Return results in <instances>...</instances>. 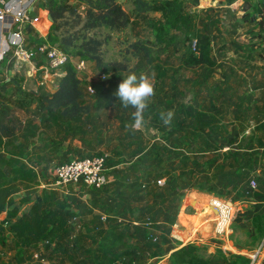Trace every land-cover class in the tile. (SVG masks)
Listing matches in <instances>:
<instances>
[{
    "label": "rangeland",
    "instance_id": "1",
    "mask_svg": "<svg viewBox=\"0 0 264 264\" xmlns=\"http://www.w3.org/2000/svg\"><path fill=\"white\" fill-rule=\"evenodd\" d=\"M50 1L51 0H40L39 5L40 7L43 5L47 7L50 5ZM118 1L133 19L132 12L135 8L134 0ZM245 1H249L250 4L255 5L260 0ZM190 2L192 1H189V3ZM70 3L75 4L73 0H70ZM223 4L226 3L224 2ZM85 7L86 6L84 5L79 7L75 14L66 13L64 18L57 21L62 27L59 32L60 35L70 37L73 40L79 38L75 41L74 46L69 48L67 54L73 58L78 57L76 52L81 48V44H83L84 41L88 42L90 39H93L102 43L99 52L106 64L116 63L126 68L125 71H112L109 73L105 72V67L103 68V71L94 68V70H92L93 76L91 77V80L87 81H91L92 83L101 82L105 86L113 87L115 91H117L119 83H121L123 78L129 73L134 72L139 76L141 73H145L151 68L153 69V74L156 75L152 79L155 90V95L152 98H154L161 85H168L162 84L160 81L162 80L161 77H163L161 76L162 72L160 69L168 64L171 67V71H174L175 69L179 77L177 85L180 88V92L177 93L178 97L176 99H182V103L185 106L188 101L193 99L191 91L194 90L195 86L190 79L192 80V77H199L200 79L205 72H184L180 68H177V65L180 63L177 60L178 56H174L173 49L169 50L165 57L158 58V61L160 62H156L151 65V67L145 63L143 56L137 57L133 54L132 44L140 40L153 38L151 29L149 28V20L146 18L147 16H141L138 19H134L127 29L120 32H112L107 28L84 31L83 25L86 20ZM241 7H245V2ZM202 11L204 12L200 13V23L206 22L209 24L212 21H218L214 25L217 26L218 24H221L218 25V27L226 25L222 31H225L224 33H231V27L227 26L230 24V22H227L229 17L226 16V14H218L216 19H214L211 18L210 14L205 12L206 10ZM206 16L209 17V21H206ZM258 34L259 32H256L255 30L248 34L247 29H241L239 32H236V35H238L236 36V40L245 41L250 38V35L251 38H255ZM237 41L236 43L238 44ZM244 43L246 47H248V44H246L247 42ZM237 44L236 46L238 47ZM75 46L76 48H74ZM246 47L239 46L238 48L246 49ZM62 50H64V48H62ZM186 50L187 46L180 45V55ZM102 74L106 75L107 78L105 80L101 78ZM258 78L260 79V77ZM36 80L37 82H42L41 79H35L34 81ZM83 80H85V78ZM263 81L255 82L254 86L248 88L250 85L249 82L246 87V89L248 88L249 90L251 88L254 89V98L256 99V102L253 106L250 104L247 106V103H245V109L240 112L242 120L240 121L238 119L240 123L236 121L235 125L233 123L230 124L233 121L230 115V118L227 121L229 123H224L228 117L226 119L222 118L219 122L216 119L212 121L217 125L214 132L219 134L221 139H223V136H226V134L233 133L232 139L234 141L231 144H237L236 147L241 150L240 152L230 151L223 154L220 151V148H222L220 146L223 144L222 142H218L219 144H216L214 141L198 144L201 147L198 150L199 159L198 162H196L198 165H200L199 163L210 162V164L217 167L218 170H222L223 167L231 169V177L234 180V183L226 187L222 184V177H218L217 173H211L212 168L208 164L203 165L202 167H196V170L192 172V166L190 165L191 159L190 156L186 154L184 148L186 143L184 140L181 142L179 140V137H181L180 134L186 136L189 135L192 132V127L194 128V131L197 132L201 124L204 122L205 117H209L211 120L213 115L208 112L206 108H203V103L198 106L196 105L197 108L200 106L202 107H200L197 112L194 110L196 113L191 119H189L192 121V127H190L186 121L184 127L178 125L180 121L188 119V115L190 114L189 111L187 112L184 110L185 107H183L180 112V108L183 105L176 108L177 118L171 120L169 126H161L162 120L158 113L161 114L162 110L161 107L153 101L148 103V107L144 111L145 117L143 126L130 129L129 125L133 123L132 114L135 109L131 106L128 108L123 107L118 100V104L113 109L95 114L97 117L94 118V127H90L91 130L87 137L83 136V133L81 132L77 134L70 133L73 129H82L87 124L86 119H77L72 120L71 122L59 121L56 123L47 119L45 116L39 117L35 115L34 108H32V114L29 116L22 111H17L18 118L22 120L23 117H26L27 121H32L34 118L39 117L40 121L44 123L47 129L50 125H62L69 128V134H72L73 137L69 139L70 144L64 152L67 156H64L60 149L52 150L51 147H49V151L53 152V156L48 163L49 168L50 166H54L55 168L58 165L75 158L108 154L109 164L106 170L107 176H109V179L116 178L118 180L119 178L121 182L120 192L126 193V201L128 198L132 199L131 202L136 209L135 212L129 213L124 207L121 208L120 212H117L118 214H115L113 211H110V209L108 210V207H106L104 203H101L100 207L102 210H106L103 212L111 219L109 218L107 222H101L99 219L97 220L98 222L91 227L85 226L84 222H79L75 225L73 232L75 240L78 241L77 260L82 264L84 262L92 264V258L95 257L94 251L100 243L101 238L99 237L96 239L93 234H101L105 238L111 240L119 239V241L123 243L118 247H108L115 253L123 248L135 250L136 257L134 258V264H171L170 256L172 253L190 244H196L199 246L200 251L198 253L206 258L211 256L216 257L217 252L221 251L228 257L233 256V258L237 257L240 260H242L241 258H248L251 261L250 264H253V256L257 255L254 264H264V235L259 234L258 239L256 240L255 236L257 235V232L256 228L253 226L256 217L261 219L262 224H264ZM34 84L24 83L23 86L27 90H38L42 88L44 91L50 93H55L58 89L56 88L57 84L54 87H52L50 83H48L49 85L45 84L43 86H38L36 83ZM1 93L3 95H9L11 92L1 90ZM85 95L86 102L93 105L96 101L95 97H91L87 93ZM180 103L181 102H179L178 105H180ZM196 103L197 101L195 100V104ZM226 109H228V107H226ZM169 111H171L174 116V109L170 108L167 112ZM226 112L231 113L230 107ZM201 115L202 120L198 121V117L201 118ZM209 118L207 119L209 120ZM164 128L165 130H178L180 132L179 136L170 141V143L163 141L162 134L164 133ZM206 129L212 131L210 126H207ZM133 131L137 136H135V140L132 142ZM198 135L201 134L198 133ZM79 141L84 146V152L90 150L89 153L87 152V154H85L81 153V151L79 152L81 145ZM26 143H31L28 148L29 150L26 149V147L21 148L20 142H13L11 144L8 142L6 151L9 152L10 149H19L20 151H15L14 154L27 158L28 156H31L32 146H37L38 140H33L31 142V138L27 137ZM138 143H141V146H138ZM165 143L167 146H165ZM187 144L189 145V143ZM207 144H209V147ZM152 147L155 148V151L151 152V154L156 155L158 153L163 159L165 167L163 166L162 169L165 172L162 174L165 175V177L156 179L154 176L152 182L151 180L140 181L142 186L134 190V185L138 183L141 174L140 172L135 171L132 173V164L146 158L147 155L145 153ZM37 148H40V146H37ZM180 148H183V150H181L182 153L179 150ZM193 148L195 149L194 146ZM69 152H72L70 153L71 155L67 154ZM204 153L209 154L207 155ZM136 157L137 160H135ZM195 159H197V157ZM178 161H180L181 164H178ZM194 161L196 160H193V163ZM151 162V160L147 161V163ZM129 163L131 164L128 165ZM225 163L226 166H224ZM125 166L128 169L119 170ZM186 167H188V169H186ZM208 168L211 172H207ZM202 169H205L204 172H201ZM125 170L128 171V181H126ZM44 173V177L47 180V171ZM27 176L32 178V173L27 171ZM160 180L162 181V184H159ZM252 181L256 182L255 189H252ZM126 182L132 184V192H134V196H129L131 190L127 189ZM110 183L111 182L109 181L106 187H109ZM90 192L94 194L93 189H90ZM211 198L229 201L235 207L234 220L228 235L225 237H215L213 233L215 217L212 216L210 212L206 213L208 209H205L208 204L207 202L211 200ZM114 208H116L115 205L113 206V209ZM122 214L123 216H121ZM148 220L153 223L149 227L135 226L133 224V221L144 224V222H147ZM4 225L6 226L5 223H3V226ZM111 228L114 229L110 230ZM262 229H264V225ZM8 250L9 247H2L0 245V252H4L3 264H20L18 261L13 260L15 254H9ZM129 260L130 258L119 261L118 264H126L124 261Z\"/></svg>",
    "mask_w": 264,
    "mask_h": 264
},
{
    "label": "trees",
    "instance_id": "2",
    "mask_svg": "<svg viewBox=\"0 0 264 264\" xmlns=\"http://www.w3.org/2000/svg\"><path fill=\"white\" fill-rule=\"evenodd\" d=\"M73 1L75 4L70 3V0H51L49 6H42L49 10L52 20L48 41L53 45L60 46L61 49L64 48L66 53L79 38L73 40L70 37L60 35L59 32L62 27L57 21L64 18L66 13L75 14L79 7L84 5L86 6L84 31L107 28L112 32H120L127 29L134 19L147 16L153 38L140 40L132 44L133 54L137 57L143 56L151 61L167 55L169 50L173 49L174 56H178L177 60L180 63L179 68L181 70L197 69L201 66L211 69L217 65L211 54V39L202 35L198 23L199 14L194 11V8L199 5V0H134L133 19L118 0ZM189 1L192 2L189 3ZM150 14H159L160 16L152 17ZM246 15L249 17L250 22L255 23L264 30V0H260L255 5L248 2ZM180 45L187 46V50L181 55ZM101 46L102 43L97 40L84 41L76 55L87 63L96 66L97 70L103 71L105 67L106 73L125 71L126 68L119 64H106L104 62L99 52ZM223 48L225 46H222L220 50ZM14 64V57L8 54L0 61V137L2 138L12 139L23 131L24 122L18 118L17 111H22L29 116L32 114V108H34L35 115L45 116L56 123L64 118L70 119L69 122L77 119L83 120L80 116H85L89 123L93 111L98 113L111 110L118 104V97L114 95L116 91L113 87L105 86L101 82L92 83L79 78L71 63L63 69L66 74L58 81V89L55 93L44 91L42 88L38 90L25 89L23 77L18 74L12 79L13 86L8 90L5 86L7 81L5 73H17ZM19 77L20 79H18ZM90 84L95 89L93 97L96 101L93 105L86 102L85 88ZM1 90L11 93L3 95ZM182 124L181 121L178 123V125ZM135 136L137 134L133 131L132 142L135 140ZM137 145L141 146V143ZM154 151L155 148L152 147L145 153L146 158L132 164V173L135 171L141 174L138 183L134 185V190L142 186L140 181L151 180L152 182L154 176L156 179L165 177L162 174L165 172L162 169L163 166L165 167L163 159L158 153L156 155L151 154ZM96 156H101V154ZM148 160H151L152 164L147 165ZM1 164L4 168L0 169V217L6 211L12 195L18 191V180L24 175H26L25 178H28L25 166L19 162L2 161ZM108 164L109 159L107 160V166ZM7 168L11 169L10 175L3 172ZM125 171L126 181H128V171ZM12 174L15 176L12 177ZM229 177L231 184H233L234 180L231 177V172ZM118 181H120L119 178ZM129 189L131 190L129 196H134L132 184H129ZM93 191L94 194L97 195L98 193L100 196L110 190L105 186L99 190L93 189ZM113 194L116 208H110V211L118 214L117 212L125 207V210L129 213L135 212L136 209L131 202L132 199L128 198L126 201V193ZM65 201L58 204L47 197H39L33 201L25 213L7 226L8 235H0V245L9 247L8 253L15 254L14 261H18L20 264L29 262L32 260L34 252L42 249V257L47 264H82L77 260L78 241L75 240L73 232L72 216L67 212V207L76 203L71 199ZM263 225L261 219L257 217L254 219L253 226L257 232L256 240L259 234L264 235ZM97 235L93 234L94 238H101L94 251L95 257L92 258V264H118L119 261L129 258L130 260L124 261V263H135V250L123 248L115 253L109 249L110 246L112 248L118 247L123 243L119 239L111 240L101 234ZM199 251L200 247L196 244L187 245L172 253L170 256L171 264H250L251 262L248 258H241L242 260H240L237 257H228L221 251L217 252L216 257L206 258L200 255ZM3 256L4 252H0V264L4 262ZM83 264L87 263L84 262Z\"/></svg>",
    "mask_w": 264,
    "mask_h": 264
},
{
    "label": "crops",
    "instance_id": "3",
    "mask_svg": "<svg viewBox=\"0 0 264 264\" xmlns=\"http://www.w3.org/2000/svg\"><path fill=\"white\" fill-rule=\"evenodd\" d=\"M224 2L226 4H223ZM244 2H245V7H241ZM248 2L249 1H245V0H199L198 7L194 8V11H196L199 14V18H200V13L204 12L202 10H206L205 12L210 14L211 18L214 19H216L218 14L224 13L226 14V16L229 17V20L227 22H230L231 24V25L230 24L227 25L228 27H231V33L229 34L227 32L224 33L225 31L224 32L222 31V29H224L226 25L221 27H218V25L221 24H218L217 26L214 25L218 21H212L209 24H207L206 22L200 23V20L198 19V23L202 31V35L208 36L211 39V54L213 59L216 61L217 65L211 69L207 68L206 66H201L197 69H191V70L182 69V71L184 72H190V71L205 72V74H203L202 78L200 79L199 77L198 78L192 77V80L190 79L192 84H194L195 88L194 90L191 91L193 95V99L191 101H188V103H186V106L182 103L183 102L182 99H178V100L176 99L178 97L177 93L180 92V88L177 85V82L179 81V77L177 75L176 70L174 69V71H171V67L168 64L164 65V67L160 69V71L162 72L161 76H163V77L160 76L162 78V80L160 81L162 82V84H168V85H163V86L161 85L160 89H158L157 91L156 97L154 98L151 97L149 101V103L153 101L156 102L161 107L162 110L161 112L167 113L168 109L173 108L175 112L173 111L174 116L172 120L177 118L176 108L178 106L183 105L180 108V112L183 109V107H185L184 108L185 111L190 112V114L188 115V119L181 121V123L183 122L182 124L183 127L185 121L190 127H192V123H191L192 121H190L189 119H191L193 115L197 112V110L200 107H202L200 106L199 108H197L196 105L198 106L199 104L202 103L204 104L203 108H206L207 111L213 115L211 117V120L209 117H205L204 122L201 124L197 132L194 131V128L192 127L191 129L192 132L187 136L180 134L181 137H179L180 138L179 140L180 142L184 140L186 143V146L184 148L186 154L189 155L191 159V164H190L192 166L191 171L193 172L194 170H196V167H202L203 165L208 164L212 168V172L210 171L209 168L207 169V172L210 171L213 174L217 173L218 177H222V184H224L225 187L231 185V180L229 177L231 169H227L226 167H223L222 170H218V168L211 165L210 162L199 163L200 165H198V163H196L198 162L199 159L198 150L199 148H201L198 144L199 143L203 144L205 142L209 143L213 141L216 144L222 142L223 144L220 146L222 147L220 148V151L223 154H226L230 151H234V152L241 151L238 147H236L237 144L234 145L231 144L234 141L232 139L233 133L226 134V136H223V139H221L219 134L214 132L215 127H217V125L212 121L216 119L219 122V120H221L222 118L226 119L228 117V119L225 120L224 123L225 124L229 123L227 122L230 118L229 115L233 119V121L230 124L233 123L235 125L238 119L241 121L242 118L240 116V112L245 109L244 107L245 103H247L246 104L247 106L248 104L253 106L256 102V99L254 98V91H253L254 89L251 88L249 90L248 88L254 86L255 82L264 80V30H262L255 23L250 22L249 17L246 15V7ZM30 15L34 19V26L33 28L31 27L28 28L27 32L29 33V38L35 39L41 36L48 37L50 32V27L52 26V20L48 9L44 7H40L38 2L31 9ZM150 16L159 17L160 15L150 14ZM206 21H209V17L207 16H206ZM1 26L2 25L0 24V28ZM241 29H247L248 34H250V32H252L253 30L259 32V34L255 38L253 37L251 38L250 35V38L246 39L245 41H241V40L237 41L236 36L238 35H236V32H239ZM236 41L238 42V44L236 43ZM244 42H247L246 44H248V47H246ZM236 44L238 45V47L239 46L246 47V49L238 48ZM222 46H225V48L220 50V47ZM3 49H4V40L0 38V51ZM165 56H161V58ZM143 59L145 60V63L149 65V67H151V65L155 64L156 62H160L158 61V58L151 61L147 60L146 58ZM19 67L23 68L24 71L21 72L20 70L19 72L18 70V72L15 74L9 72L5 73L6 74L5 79H7L5 86L7 87L8 90L12 88L13 86L12 79L15 78L16 74L21 75L23 77V84L36 83L39 86L41 85V83H45L47 85H49L48 83H50L52 87L58 84V81L62 79L66 74L64 70H60L56 72L51 71L48 68L47 61H45L44 58H39L32 61L20 60ZM94 68H96V66H94L91 63H87V71L83 73H77V75L79 76V78L83 76L81 79L85 78L86 81L91 80V77L93 76L92 70H94ZM177 68H179V65H177ZM145 74L149 75L150 77L156 76L153 74V69L151 68H149L148 71L145 72ZM258 77H260V79ZM18 79H20V77ZM35 79H41L42 82L40 81L37 82V80L34 81ZM215 80H217L218 82ZM249 82L250 85L248 86ZM262 85H264V81L262 82ZM247 86L248 88L246 89ZM195 100L197 101L196 104H195ZM179 102H181L180 105H178ZM226 107H228V109L230 107L231 113L226 112L228 110L226 109ZM194 110H196V112H194ZM98 113H94L93 111L90 119L91 122L89 123L87 122V124L82 129L81 128L77 130L73 129V131L70 133L77 134L81 132L83 133V136L87 137L88 133L91 130L90 127H94L93 125L95 120L94 118L97 117L95 114ZM182 116H183V111H182ZM80 117L82 119L87 120L85 116H80ZM144 117L145 115L143 114V118ZM207 118H209L210 121ZM68 120L70 119L64 118L61 119L60 122L68 121ZM199 120H202V115L201 118L198 117V121ZM240 121H238V123H240ZM23 122H24L23 131L18 133L14 138L5 139L0 137V169L2 170L4 168L3 164H1L2 161L19 162L21 165L25 166L28 172L32 173V178L30 177L25 178L26 175H24L18 180L19 183L18 191L12 195L6 211L0 217V235L1 234L8 235L7 226L10 223L14 222L17 218H19L23 213H25L29 208V206L33 203V201H35L39 197H47L49 199L54 200L58 204L61 202L63 203L66 199L74 200L76 204H70L67 207V212H69L72 216L73 227H75V225H77L79 222H84L85 226L91 227L92 225L97 223L98 222L97 220L99 219L101 220V222H107L110 217H108V215H106L103 212L106 210L105 209L102 210L100 205L101 203H104L106 207H108V210L110 209V207L113 208L115 204V199H114L115 196L113 193L120 192L121 182L118 181L116 178L110 179L111 183L108 187L110 191L100 196L91 193L89 188L82 185H76V184L58 185L53 176V172L55 169L54 166H50V168L48 166V163L50 162L53 156V152L49 151V147H51L52 150L60 149L63 152V155L67 156L65 155L64 152L65 149L70 144L69 139L73 137L72 134H69L70 131L69 128H66L62 125L61 126L50 125L49 128L47 129L44 123L40 121L39 117L34 118L32 121H27V118L23 117ZM262 122L264 123V120ZM162 123L163 121L161 122V126L164 127L165 124L163 123L162 125ZM167 126H169V124ZM207 126H210L212 131H208L206 129ZM163 132H164L162 134L163 141H166L167 143H170V141L178 137L180 133L176 129L165 130V128ZM198 133H200L201 135H198ZM27 137L31 138V142L33 140H38L37 146H40V148H37V146H32L31 156H28L27 158H23L18 154H14L15 151H20L19 149H10L9 152L6 151L8 142L9 144L13 142H20L21 148L26 147V149H28L31 143L30 144L26 143ZM187 143H189V145ZM80 144L81 145L79 152L81 151V153H85V154H87V152L89 153L90 150L84 152L83 150L84 146L81 142ZM165 146H167L166 143ZM193 146L195 147V149L193 148ZM207 146L209 147V144H207ZM179 150L181 152L183 148H180ZM70 153L72 152H69L67 154ZM104 155H107L109 158L108 154H104ZM196 157L197 159H195ZM135 160H137V157ZM193 160L196 161H194L193 163ZM131 163H129L128 165H130ZM147 164L150 165L152 164V162ZM178 164H181V162L178 161ZM224 166H226V163L224 164ZM124 169H128V168H126L125 166L120 168L119 170H124ZM186 169H188V167H186ZM204 170L205 169H202L201 172H204ZM10 171L11 169L7 168L3 172L5 174L10 175L11 174ZM45 171H47V180L44 177ZM11 176L14 177L15 175L12 174ZM160 183L162 184L161 180L159 181V184ZM126 186L127 189H129L128 182H126ZM210 201L211 200L207 202L209 205H210ZM208 204L207 207L205 208L208 209L206 213L210 212ZM3 223H5L6 226L5 225L3 226ZM145 223L146 222H144V224H140L136 221H133V224L135 226H145ZM152 224L153 223L151 222V225ZM35 254L41 255L42 249L35 251Z\"/></svg>",
    "mask_w": 264,
    "mask_h": 264
},
{
    "label": "built area",
    "instance_id": "4",
    "mask_svg": "<svg viewBox=\"0 0 264 264\" xmlns=\"http://www.w3.org/2000/svg\"><path fill=\"white\" fill-rule=\"evenodd\" d=\"M40 0H0V38L6 40L9 48L4 51L5 55H11L15 59L14 68L18 72L24 69L19 67L20 60L32 61L44 58L47 61L48 68L51 71L63 70L71 63L77 73L87 71V62L79 57H71L58 45H53L48 41V37H39L35 39L29 38L28 28H33L34 19L30 15L31 9ZM3 56V58H4ZM2 60V59H1ZM0 60V61H1ZM105 80V74L101 75ZM45 85V83H41ZM58 88V84L56 85ZM86 93L89 96L95 95V89L92 84L86 86ZM107 155L75 158L69 162L63 163L55 167L53 176L58 185H82L89 189H102L110 181L106 174ZM252 188H256V182L252 181ZM210 203L209 210L215 217L213 233L215 237H225L228 235L235 216L234 205L226 200L213 198ZM151 222L145 223L149 227ZM43 254V252H42ZM42 254H35L29 262L23 264H47ZM257 255L253 256L252 263Z\"/></svg>",
    "mask_w": 264,
    "mask_h": 264
},
{
    "label": "clouds",
    "instance_id": "5",
    "mask_svg": "<svg viewBox=\"0 0 264 264\" xmlns=\"http://www.w3.org/2000/svg\"><path fill=\"white\" fill-rule=\"evenodd\" d=\"M153 78L145 73H141L139 76L134 72L129 73L119 83L118 89L114 93L123 107L131 106L135 109L132 114L133 123L129 125L130 129L140 128L144 124V111L148 107L150 98L155 95ZM160 118L165 125H168L173 119V113L171 111L161 112Z\"/></svg>",
    "mask_w": 264,
    "mask_h": 264
},
{
    "label": "water",
    "instance_id": "6",
    "mask_svg": "<svg viewBox=\"0 0 264 264\" xmlns=\"http://www.w3.org/2000/svg\"><path fill=\"white\" fill-rule=\"evenodd\" d=\"M8 48H9V44H8V42L5 40V41H4V51H6ZM3 54H4V52L0 53V60L3 59V56H4Z\"/></svg>",
    "mask_w": 264,
    "mask_h": 264
},
{
    "label": "bare ground",
    "instance_id": "7",
    "mask_svg": "<svg viewBox=\"0 0 264 264\" xmlns=\"http://www.w3.org/2000/svg\"><path fill=\"white\" fill-rule=\"evenodd\" d=\"M213 201H214V199H211L210 203L213 202Z\"/></svg>",
    "mask_w": 264,
    "mask_h": 264
}]
</instances>
